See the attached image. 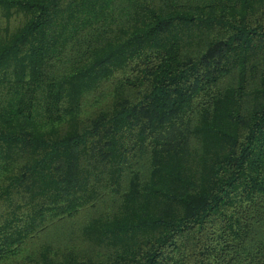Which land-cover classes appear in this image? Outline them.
I'll list each match as a JSON object with an SVG mask.
<instances>
[{
  "label": "trees",
  "instance_id": "16d2710c",
  "mask_svg": "<svg viewBox=\"0 0 264 264\" xmlns=\"http://www.w3.org/2000/svg\"><path fill=\"white\" fill-rule=\"evenodd\" d=\"M0 264H264V0H0Z\"/></svg>",
  "mask_w": 264,
  "mask_h": 264
}]
</instances>
